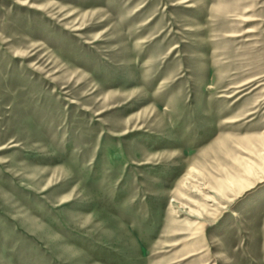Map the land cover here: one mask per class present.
Masks as SVG:
<instances>
[{
  "label": "rangeland",
  "instance_id": "obj_1",
  "mask_svg": "<svg viewBox=\"0 0 264 264\" xmlns=\"http://www.w3.org/2000/svg\"><path fill=\"white\" fill-rule=\"evenodd\" d=\"M0 264H264V0H0Z\"/></svg>",
  "mask_w": 264,
  "mask_h": 264
}]
</instances>
